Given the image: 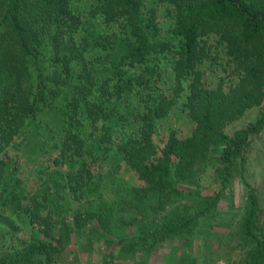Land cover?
Here are the masks:
<instances>
[{
	"label": "trees",
	"instance_id": "16d2710c",
	"mask_svg": "<svg viewBox=\"0 0 264 264\" xmlns=\"http://www.w3.org/2000/svg\"><path fill=\"white\" fill-rule=\"evenodd\" d=\"M213 59L236 72L232 85L209 86ZM263 79L264 0H0V264H55L89 223L132 226L172 207L180 186L199 211L123 249L182 240L176 264H198L199 220L235 175L246 200L221 257L264 264L245 177L264 106L230 135L220 127L260 101ZM209 165L221 189L202 196Z\"/></svg>",
	"mask_w": 264,
	"mask_h": 264
},
{
	"label": "rangeland",
	"instance_id": "374dc122",
	"mask_svg": "<svg viewBox=\"0 0 264 264\" xmlns=\"http://www.w3.org/2000/svg\"><path fill=\"white\" fill-rule=\"evenodd\" d=\"M206 63L203 70L210 87L220 85L226 88L237 80V74L233 68L220 64V60L214 61L213 59ZM261 84L260 101L248 108L241 116L230 118L221 125L225 134L230 135L257 119L264 106V79ZM245 156L247 158L245 177L259 197L261 217L264 221V129L251 137V143ZM214 173V169L209 165L199 179L198 186L202 196H212L221 189L219 179ZM125 186L120 185V192ZM179 188L185 196H180L172 207H168L165 212L157 215L139 214L138 217H143V219L137 218L132 226L118 225L114 221L112 226L99 228L98 224L89 223L86 234L73 239L64 248L60 259L55 264H176L183 250L182 240V242L180 240L165 242L149 256L145 252L124 253L123 248L127 244L140 242L141 237L149 231L158 229L167 217L196 214L199 211L200 206H196V201L186 198V192H189L188 187L180 186ZM245 200L242 180L235 175L223 190V198L217 205L214 217L207 223L199 220L194 247L198 264H226L221 257L224 249L223 236L236 227L240 214H243ZM121 215L129 217L130 214ZM92 228H97L94 231H98L97 233L101 236L99 240L92 235Z\"/></svg>",
	"mask_w": 264,
	"mask_h": 264
}]
</instances>
